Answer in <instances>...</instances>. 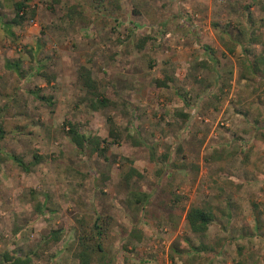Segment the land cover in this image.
Instances as JSON below:
<instances>
[{
    "label": "rangeland",
    "instance_id": "rangeland-1",
    "mask_svg": "<svg viewBox=\"0 0 264 264\" xmlns=\"http://www.w3.org/2000/svg\"><path fill=\"white\" fill-rule=\"evenodd\" d=\"M18 1L0 0V264H78V219L98 216L105 264H264V66L249 67L264 57V0H118L112 17L88 0H32L10 37ZM81 66L117 107H89ZM68 123L107 139L105 156L77 149ZM130 168L143 177L127 186ZM137 191L152 195L145 207ZM191 207L213 212L205 235ZM52 230L62 238L48 246Z\"/></svg>",
    "mask_w": 264,
    "mask_h": 264
},
{
    "label": "trees",
    "instance_id": "trees-1",
    "mask_svg": "<svg viewBox=\"0 0 264 264\" xmlns=\"http://www.w3.org/2000/svg\"><path fill=\"white\" fill-rule=\"evenodd\" d=\"M32 0H20L14 3V17L10 22L3 24V30L10 37H14V28H18L23 25L26 20L25 14L29 8V3ZM90 2V9L93 10L94 15L101 14L104 12L107 16H114L117 14L116 11H119V1L118 0H88ZM110 5L112 7H110ZM116 10V11H115ZM257 41V40H255ZM235 43L233 42V45ZM247 51V49H246ZM230 52L233 53V49L230 48ZM264 66V57L259 56L257 60L249 63L251 70H257L259 66ZM6 67L9 70L15 71L17 74H21L20 64L17 62L7 61ZM254 71V72H255ZM262 72V70H261ZM78 79L85 89L86 99L89 107L93 111L105 110L108 107H117L115 101L107 98L99 89L96 80L92 76V72L86 66H81L78 71ZM156 84L158 87L167 88L169 85L166 81L157 80ZM33 95L36 99L45 102L48 105L53 104L52 97L41 96L38 92H33ZM182 97V96H181ZM182 100L185 102V98L182 97ZM184 118H188L186 114H182ZM110 121V130L109 136L114 140L118 141L121 137V133L116 129V126L113 122ZM117 130V131H116ZM67 135L71 139L72 143L80 151L89 150L92 153L98 152L100 155L105 156V152L109 148V143L107 139H103L99 136L82 132L80 127L76 124L68 123ZM122 139V138H120ZM141 144L140 142H137ZM152 157L155 158V152L152 151ZM11 159L21 167L25 172H30L31 166L33 164H26L18 156L12 155ZM37 161V156H35ZM135 177L142 178L143 175L140 174L135 168H130L124 176V181L127 186H130L131 181ZM152 195L145 192H133L130 196L131 204L146 206L150 202ZM179 197H175V204L179 201ZM186 221L190 227V230L194 234L205 235L211 224L214 222V214L211 210H206L199 207H191L186 215ZM78 222L81 226V233L79 236V250L77 254L78 264H92L95 255H98L103 264H105L106 251L104 249V239L105 234H107V228L110 225V222H107L102 216H98L93 222L86 220L83 217L78 219ZM139 238L137 235H135ZM62 238L61 230H52L49 235L46 237L45 242L48 246H53L57 244ZM206 251V248H205ZM3 261L8 264H33V260L30 256H19L13 254V256H3Z\"/></svg>",
    "mask_w": 264,
    "mask_h": 264
}]
</instances>
